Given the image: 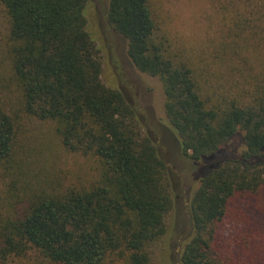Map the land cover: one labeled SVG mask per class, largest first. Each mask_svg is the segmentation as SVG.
I'll return each mask as SVG.
<instances>
[{
  "label": "trees",
  "instance_id": "1",
  "mask_svg": "<svg viewBox=\"0 0 264 264\" xmlns=\"http://www.w3.org/2000/svg\"><path fill=\"white\" fill-rule=\"evenodd\" d=\"M89 1L0 0L17 95L8 102L0 78V264H148L149 247L166 233L174 176L135 108L101 80ZM150 2L108 0L106 17L132 67L159 82L182 157L203 170L178 263L264 264L230 253L219 228L233 199L264 195V0H242L243 12L231 18L222 53L239 82L225 87L205 82L204 70L170 48ZM33 123L51 125L66 153L91 159L96 180L26 181ZM255 240L248 234L239 243L259 251Z\"/></svg>",
  "mask_w": 264,
  "mask_h": 264
},
{
  "label": "rangeland",
  "instance_id": "2",
  "mask_svg": "<svg viewBox=\"0 0 264 264\" xmlns=\"http://www.w3.org/2000/svg\"><path fill=\"white\" fill-rule=\"evenodd\" d=\"M107 4L108 0H90L84 11L88 32L101 49V80L106 86L121 91L135 108L143 131L158 146L175 181V204L165 218L166 233L149 247L148 264H179L180 252L189 237L188 201L199 187L203 170L182 157L178 137L165 121L160 84L132 67L126 55V43L108 24ZM150 4L158 33L165 36L173 51H181L205 71V82L216 87H225L231 80L239 82L238 72L228 74L229 67L222 50L229 41L231 18L243 12L242 0H151ZM7 26L0 5V78L5 86L4 98L14 104L17 95L11 82L12 71L6 52ZM26 138L22 167L26 181L58 179L67 185L75 182L88 184L96 180L94 162L81 155L66 153L51 125L31 124ZM2 196L0 183V198ZM24 208L20 205L17 210L20 213ZM219 228L230 253L246 261L247 255L252 253L257 261L264 262V195L249 194L233 199ZM248 234L256 238L254 248L259 251L247 249L248 245L239 243V238Z\"/></svg>",
  "mask_w": 264,
  "mask_h": 264
}]
</instances>
